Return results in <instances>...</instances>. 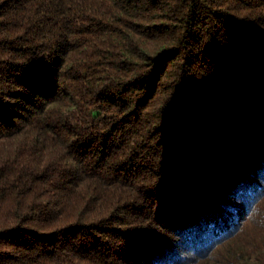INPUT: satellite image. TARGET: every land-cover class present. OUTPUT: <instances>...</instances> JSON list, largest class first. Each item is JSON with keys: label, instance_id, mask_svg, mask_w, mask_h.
<instances>
[{"label": "trees", "instance_id": "1", "mask_svg": "<svg viewBox=\"0 0 264 264\" xmlns=\"http://www.w3.org/2000/svg\"><path fill=\"white\" fill-rule=\"evenodd\" d=\"M257 193L264 0H0V264H264Z\"/></svg>", "mask_w": 264, "mask_h": 264}, {"label": "clouds", "instance_id": "2", "mask_svg": "<svg viewBox=\"0 0 264 264\" xmlns=\"http://www.w3.org/2000/svg\"><path fill=\"white\" fill-rule=\"evenodd\" d=\"M233 215L235 224L229 234L242 230L244 224L264 228V193L254 194L247 201H238Z\"/></svg>", "mask_w": 264, "mask_h": 264}]
</instances>
